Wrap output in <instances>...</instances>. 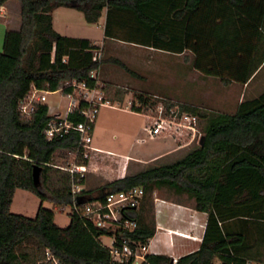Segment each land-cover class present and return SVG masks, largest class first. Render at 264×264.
<instances>
[{"label": "trees", "instance_id": "obj_1", "mask_svg": "<svg viewBox=\"0 0 264 264\" xmlns=\"http://www.w3.org/2000/svg\"><path fill=\"white\" fill-rule=\"evenodd\" d=\"M11 1L0 0V7ZM14 1L19 27L5 30L0 51V264H52L46 250L57 264H114L100 238L125 239L132 248L146 243L155 222L142 215L152 210L151 196L162 188L185 194L196 211L207 214L198 249L175 264H264V92L239 102L233 113L210 118L203 144L180 160L75 194L72 185L79 179L83 186L84 178L67 168L71 162L88 163L78 152L79 134L69 130L48 140L45 131L53 118L48 107L34 103L29 114L19 109L32 90L54 93L73 79L92 86L90 73L99 75L105 62L101 47L90 40L53 31L51 12L58 7L81 12L89 25L106 10L104 40L190 53L193 70L202 76L244 86L264 65V0ZM99 50L101 59L93 61ZM113 62L136 76L123 62ZM181 109L204 117L196 108ZM80 110L68 114L67 122H82ZM132 187L145 192L139 210L129 212L137 222L132 230H100L74 211ZM16 189L39 199L34 218L10 212ZM44 203L69 207L68 226L58 227L55 211ZM139 264L173 263L167 255L146 254Z\"/></svg>", "mask_w": 264, "mask_h": 264}, {"label": "rangeland", "instance_id": "obj_2", "mask_svg": "<svg viewBox=\"0 0 264 264\" xmlns=\"http://www.w3.org/2000/svg\"><path fill=\"white\" fill-rule=\"evenodd\" d=\"M10 4L15 7V11L7 16L9 19L7 25L6 21L2 24L6 17L0 14V51L4 36L2 34L3 28L18 29L19 27L17 4L14 0ZM67 21L65 19L59 20L64 24ZM70 21L76 27L80 25V21L86 26L81 14H77V17ZM116 44L108 46V54H102L105 62L101 67V74H99V80L102 84H106L104 85L105 96L114 107L100 109L92 146L104 150V152L148 159L144 160L143 163L131 162L130 168L133 171L175 162L181 159L178 158L179 156H185L198 144L196 145L195 142L187 149L150 160L169 146L175 148L181 143L188 142L189 138L177 135L170 137L168 134L150 138L145 132V127L149 121L143 115L120 109L128 102L134 106L141 105L143 114H153L159 103L164 104V106L173 103L180 107L196 108L199 113L204 115V117L196 115L198 117V129L203 133L210 118L221 113H233L239 102L244 99L255 98L264 92V67L260 68L258 74L245 86L224 85L219 79L204 77L194 71L190 53L176 55L141 46ZM114 59L123 62L136 76L116 65L113 62ZM140 97L146 101V104L140 103ZM44 104L48 106L50 115L60 114L64 116L68 99L60 92L49 93L46 95ZM156 199L187 200L185 196H178L167 188H162L152 194V205ZM39 205V199L33 194L22 189H16L10 212L27 218H34ZM43 207L46 209L53 208L55 211L54 222L58 227L64 228L69 224V210L59 211L58 208H54L49 203H44ZM142 217L147 221L151 220L153 208L152 210L147 209ZM102 242L109 246L110 239L103 237Z\"/></svg>", "mask_w": 264, "mask_h": 264}, {"label": "built area", "instance_id": "obj_3", "mask_svg": "<svg viewBox=\"0 0 264 264\" xmlns=\"http://www.w3.org/2000/svg\"><path fill=\"white\" fill-rule=\"evenodd\" d=\"M100 59L101 51L99 50L94 54L93 61H99ZM89 78L95 81L92 86H89L84 81L79 82L75 79L63 83L57 92L63 94V91L66 90V93L63 94L68 99L66 114L65 116H61L60 114L52 115L53 118L47 123L45 131L47 139L51 140L55 137H63L69 130H75L79 134L78 152L88 162L92 155L97 152V149L92 146V134L100 109L103 107H114L105 96L104 85L99 80L98 72H91ZM47 94L49 93L45 91L32 90L20 102L19 109L24 114L31 113L34 110V103H44ZM79 108H81L80 116L83 118V121L77 124L67 122V115ZM120 109L136 113L130 102L120 107ZM136 114L143 115L149 121L145 132L150 138H157L165 136L166 134L170 137L177 135L179 137L185 136L189 138L188 142L177 145L173 152L187 149L195 142L196 145L198 144L197 147H199V141L203 133L198 129V117L183 111L178 104L170 103L164 106V104L159 103L153 114H143L142 111ZM191 151H188L186 154ZM87 166L88 163L86 165H77L75 162H72L67 170L71 174H78L80 178H85L88 169ZM78 180L72 185L73 194L80 192L82 189ZM144 194L143 187H132L127 191L109 192L105 196L104 201L88 203L84 206L82 212H79L74 207V211L80 218L89 221L95 228L100 230H132L136 228L137 222L129 212L131 210H139ZM58 210L71 211L69 207H60ZM102 238H100L101 243L108 249L110 258L114 264H121L130 259H132L134 264H139L146 254L155 255L159 252L156 239L153 237L148 239L144 244L133 243V248L127 240H117L114 237H108L110 244L106 246L102 242ZM45 257L47 261H52V264H57V261L52 258L48 250L45 252ZM172 263L175 264L176 259L173 258Z\"/></svg>", "mask_w": 264, "mask_h": 264}, {"label": "crops", "instance_id": "obj_4", "mask_svg": "<svg viewBox=\"0 0 264 264\" xmlns=\"http://www.w3.org/2000/svg\"><path fill=\"white\" fill-rule=\"evenodd\" d=\"M14 11H15V7L12 4H10V2L0 7V14H3V16L5 15L4 17H6V20H3L2 24L5 23V21H6V25L8 24L9 19L7 16L12 14V12ZM77 14H81L83 16L81 12L71 8L58 7L54 9L51 12V27L53 31L56 32L58 35H62L70 38L88 39L93 44L101 47L102 54L104 53L108 54L109 47L113 45H117L116 43L134 45L115 39L104 40L103 28L105 24L106 10H103L102 16L100 17L97 24L89 25L85 22L86 26H84L83 24H81L82 22L80 21L79 23L80 25L77 26L78 28L76 27V25L72 23V21H70L71 19H75V17H77ZM62 19L68 20L67 23L64 24L59 22V20L61 21ZM5 30L6 29L3 28L2 34H4ZM263 67L264 65L261 67V69ZM99 73L101 74V70ZM95 126L96 123L93 128V134L95 132ZM93 134H92V143H93ZM94 148L97 149V152H95L92 155V157L88 162L87 174L85 175L82 189L85 190L94 189L96 187L108 184L115 180L128 176H133L142 171L148 170V169H144L139 171L138 170L133 171L132 168H130L131 162L143 163L144 160H148V159H140V158H134L124 155L113 154L107 151L104 152V150H101L96 147ZM173 148L174 147L169 146L161 153L154 155L152 158H150V160L157 159L159 157L172 153L176 148V146L174 149ZM183 157L184 156L182 157L179 156L178 158H183ZM178 158H173V159H178ZM178 196H185L187 200L156 199L154 200L152 205L153 220L155 222V234L153 238L156 239V244L159 250V252H157L155 255L158 254L167 255L170 258L172 259L174 258L176 260L198 249L202 241V237L205 230L206 219H207L206 213H201L194 209V200L189 199L185 194Z\"/></svg>", "mask_w": 264, "mask_h": 264}, {"label": "water", "instance_id": "obj_5", "mask_svg": "<svg viewBox=\"0 0 264 264\" xmlns=\"http://www.w3.org/2000/svg\"><path fill=\"white\" fill-rule=\"evenodd\" d=\"M203 141H204V136H202V137L200 138L199 146H201V145L203 144ZM38 173H39L38 168L35 167V168L33 169V173H32L33 181H34L35 184L38 183V177H39V176H38Z\"/></svg>", "mask_w": 264, "mask_h": 264}]
</instances>
